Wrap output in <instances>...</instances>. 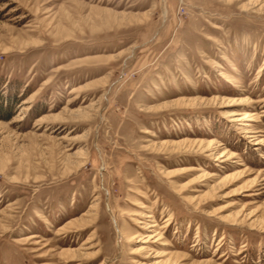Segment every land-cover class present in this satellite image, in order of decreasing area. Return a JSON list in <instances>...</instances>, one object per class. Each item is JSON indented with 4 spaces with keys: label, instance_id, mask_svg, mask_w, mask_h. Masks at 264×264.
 Instances as JSON below:
<instances>
[{
    "label": "rangeland",
    "instance_id": "rangeland-1",
    "mask_svg": "<svg viewBox=\"0 0 264 264\" xmlns=\"http://www.w3.org/2000/svg\"><path fill=\"white\" fill-rule=\"evenodd\" d=\"M0 264H264V0H0Z\"/></svg>",
    "mask_w": 264,
    "mask_h": 264
},
{
    "label": "bare ground",
    "instance_id": "bare-ground-1",
    "mask_svg": "<svg viewBox=\"0 0 264 264\" xmlns=\"http://www.w3.org/2000/svg\"><path fill=\"white\" fill-rule=\"evenodd\" d=\"M192 102V101H191ZM193 102H194V100H193ZM242 119V118H241ZM241 119H236V121H238V120H241ZM147 131H144V133H146ZM251 136H253V135H251ZM250 136V137H251ZM210 142H207V143H203L202 141H200V142H194V141H189V147L190 148H192V147H194V146H198V147H203V148H205V150L206 151H213V149H214V145H213V142L211 141V140H209ZM186 142V141H185ZM184 143V142H183ZM173 144V143H172ZM254 144H258V142H254ZM162 145H168V143H164V144H162ZM169 145H171V144H169ZM176 145V144H175ZM179 146V144L177 143V147ZM176 147V148H177ZM185 147H187V146H185ZM195 148V147H194ZM174 149V148H173ZM184 149V148H183ZM224 155L222 154L221 155V157H223ZM230 158V157H229ZM154 226H156V225H150V226H148V227H154ZM120 234H122V233H120ZM76 252L73 250V251H68V255H70L71 257H74L76 254H75ZM70 258V257H69Z\"/></svg>",
    "mask_w": 264,
    "mask_h": 264
}]
</instances>
